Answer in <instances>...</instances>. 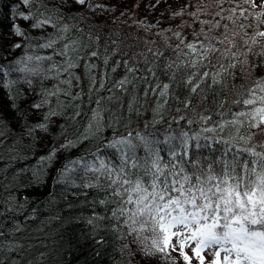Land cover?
<instances>
[{
  "label": "snow or ice",
  "instance_id": "snow-or-ice-1",
  "mask_svg": "<svg viewBox=\"0 0 264 264\" xmlns=\"http://www.w3.org/2000/svg\"><path fill=\"white\" fill-rule=\"evenodd\" d=\"M71 2L86 12L111 11L93 0ZM22 3L39 5L31 17L18 14L32 19V28L51 26L55 32L33 43L14 26V34L29 41L32 54L9 63L0 55V87L13 104L20 96L18 84H38L40 99L29 108L44 110L35 123L20 116L24 123L17 132L8 131L7 118L0 114V264H19L13 254L22 256L25 250L17 234L38 217L39 210L29 208L30 198L21 191L43 186L57 154L86 141L96 142L94 149L62 164L55 184L63 188L64 199L80 195L70 188L104 191L116 205L111 227L127 230L120 238L133 236L130 243L138 245L141 259L158 264H264V0H243L247 8L234 0L226 17L218 0L221 11L216 15L233 28L199 21L202 27L191 40L170 28L160 29L155 34L162 47L144 41L142 51H137L140 42L129 43L118 32L93 35L95 26L79 16H65L62 5L50 8L45 0ZM189 6L173 17H182ZM202 14L197 10L189 15L195 23ZM238 19L251 23L237 24ZM134 23L145 30L156 27ZM214 29L219 31L209 35ZM170 41L176 45L174 59L165 57ZM37 48L52 49L53 55H37ZM118 68L124 74L113 79L111 73ZM14 73L20 75L8 79ZM247 80L250 85L241 83ZM114 101L115 109L109 107ZM146 114L148 119L137 120L142 127L132 126L134 116ZM81 116L82 121L77 119ZM56 117L65 121L59 126L63 143H54L29 164L39 142L52 134ZM46 199L53 206L48 222L71 224L78 219L56 211L58 200L51 191ZM20 216L24 223L16 219ZM9 221L12 227L5 228ZM87 223L93 233L101 227L92 219ZM36 230L42 231L43 225ZM88 239L95 235L90 233ZM96 243L103 245V237ZM124 249L129 253L126 264H131L136 252L130 244Z\"/></svg>",
  "mask_w": 264,
  "mask_h": 264
},
{
  "label": "trees",
  "instance_id": "trees-1",
  "mask_svg": "<svg viewBox=\"0 0 264 264\" xmlns=\"http://www.w3.org/2000/svg\"><path fill=\"white\" fill-rule=\"evenodd\" d=\"M49 7H60L65 16H79L85 19L88 25L95 26L96 31L93 35L99 34L102 37L110 36L114 32H118L127 42H140V47L137 51L144 49V41L154 42V47H162L160 37L156 35L160 29H171L174 32H180L189 40L193 38L196 32L200 30L202 25L199 21H208L215 23L219 21L221 25L228 24L229 28H233L228 20H221L216 13L221 11L218 7V0H93L96 4H106L111 11H101L99 8L95 13L86 12L84 8L72 4L68 0L67 4L63 0H45ZM234 0H222L223 10L222 15L225 17L230 14V9L233 7ZM241 7L247 8L243 0H239ZM185 4H190L185 8V14L182 17H173V13L184 8ZM36 6H25L22 0H0V55H5L6 60L3 63L15 61L17 58L25 54H32V50L27 48L29 41L23 37L14 34V26H18L22 31L26 32L32 38V42L47 38L50 34H54L55 29L48 26L44 29H34L31 27L32 19L24 20L20 13L32 16ZM199 10L203 14L199 16L194 23L193 18L189 15L193 11ZM239 11V9H237ZM144 21L149 25H156L151 30L137 28L136 23ZM71 23V21H66ZM245 25L251 23V20L238 19L237 24ZM81 27H85L81 24ZM85 31L87 28L85 27ZM205 31L207 28L205 26ZM218 29H214L209 35H215ZM170 34V33H169ZM74 35V34H73ZM103 42V41H102ZM21 44L22 47L16 49L15 44ZM62 43V42H61ZM170 47L165 51V57L169 59L175 58V53L172 48H175V43L170 41ZM59 46V45H57ZM35 54L42 56L53 55L52 49H35ZM55 60H60L59 56L53 57ZM118 57L114 58L117 59ZM163 59V58H162ZM97 64L101 61L95 60ZM110 61V67L112 66ZM79 71V70H78ZM124 74L123 68H118L116 73H111L113 79H117ZM18 75L14 73L8 79H15ZM82 75V73H81ZM85 79L82 75V80ZM161 80H166V77H161ZM251 80L241 81L244 85H250ZM45 84L51 86V81H45ZM20 89V96L16 98L15 105L7 94V90L0 87V114L6 117V123L10 126L8 131L17 132L23 127L24 121L19 120L20 116H24L29 123H35L44 115V110H30L29 106L38 102L40 99L38 84L32 87L21 82L17 85ZM78 90V89H77ZM106 95L107 93H102ZM120 95L119 92L116 93ZM229 100L235 97H228ZM126 103V99H125ZM94 106V105H93ZM109 107L115 109L116 102L114 101ZM87 111V105H85ZM71 115V112L68 113ZM150 114L142 117H133L131 124L133 127L137 125V120H146ZM78 120H83V116L78 117ZM215 119V117H214ZM65 121L61 117L53 119L51 124L52 134L46 136L39 142V145L34 150V156L28 161L29 164L35 163L36 158L48 153L49 148L54 144L63 143V136L59 134V126ZM73 131L69 128V132ZM11 143V140L8 141ZM94 141H86L75 148L60 151L54 164H49V171L46 176V183L37 188L28 187L21 191L20 194L27 195L30 198L29 208L36 207L39 210L38 217L35 221H28V229L25 232L18 233L17 239L24 245L25 254H13L19 264H27L28 261H39V264H126L129 259L127 249H124L125 244H130V248L136 255L131 257V264H158L157 260L145 261L141 259L137 244H131L132 235H127L126 238H120L121 233H126V229L120 228V231L113 229L111 226L115 222L111 216V211L116 208L114 203L108 202L105 192L98 188H70L69 192H77L80 195H67V199L61 195L63 188L55 184L54 177L57 170L68 159L78 158L81 155L91 151L95 147ZM2 166V165H0ZM19 167L20 165H15ZM11 172V169H9ZM91 174H89L90 176ZM79 184L80 181H77ZM57 197L58 203L55 205L56 211L64 218H78L75 222L69 224L67 221L55 220L48 222V216L53 206L47 204L49 193ZM105 199L106 202L101 204L99 201ZM115 199V198H111ZM71 204L72 208L68 209L66 205ZM27 216V213H25ZM100 218V219H98ZM21 223H24L25 217H16ZM89 219L93 220L96 225H101L93 233V226L88 224ZM43 225L42 231L36 229ZM5 228H11L12 224L9 221L4 225ZM95 235V239H88L89 234ZM101 237L104 239V244L96 243ZM43 254V255H41ZM174 255V254H173ZM159 264H164V261H159Z\"/></svg>",
  "mask_w": 264,
  "mask_h": 264
},
{
  "label": "rangeland",
  "instance_id": "rangeland-1",
  "mask_svg": "<svg viewBox=\"0 0 264 264\" xmlns=\"http://www.w3.org/2000/svg\"><path fill=\"white\" fill-rule=\"evenodd\" d=\"M175 255V253H173Z\"/></svg>",
  "mask_w": 264,
  "mask_h": 264
}]
</instances>
